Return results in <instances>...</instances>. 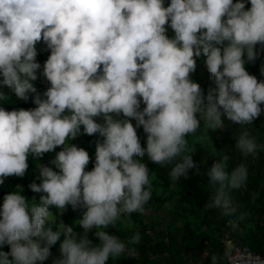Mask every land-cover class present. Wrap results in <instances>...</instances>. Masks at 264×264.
I'll use <instances>...</instances> for the list:
<instances>
[{"label": "clouds", "instance_id": "obj_1", "mask_svg": "<svg viewBox=\"0 0 264 264\" xmlns=\"http://www.w3.org/2000/svg\"><path fill=\"white\" fill-rule=\"evenodd\" d=\"M247 3L0 0V89L7 85L14 94L0 90V101L14 96L36 105L9 110L0 103V185L24 176L30 156L63 145L51 159L55 168L40 164L41 182L30 183L43 193L38 200L22 194V186L5 193L0 245L10 249H0V264H43L58 240L61 255L52 264L134 257L141 233L125 240L108 228L130 221L152 197L143 158L170 165L171 179L181 180L196 165L188 136L202 126L241 125L236 149L244 157L258 155L264 143L247 125L264 112V80L245 64L264 51V0ZM41 41L50 49L43 66L37 59ZM201 56L214 81L206 94L191 75ZM41 68L50 82L43 93L35 83ZM97 132L95 164L88 170L89 151L72 140ZM216 157L207 169L212 193L206 206L227 214L235 210L230 191L246 184L249 169L241 162L229 170L226 152ZM69 204L84 209L77 218L83 232L61 218L57 223L53 206L61 217ZM92 229L99 243L89 237ZM219 261L212 255L210 264Z\"/></svg>", "mask_w": 264, "mask_h": 264}, {"label": "trees", "instance_id": "obj_2", "mask_svg": "<svg viewBox=\"0 0 264 264\" xmlns=\"http://www.w3.org/2000/svg\"><path fill=\"white\" fill-rule=\"evenodd\" d=\"M171 0H165V4ZM251 6V0L246 7ZM168 35L173 36L174 31L169 27ZM37 47L40 49L37 59L43 62L50 55V49L41 41ZM257 49L260 50L259 43ZM260 52L256 59L264 57ZM246 57V53H245ZM255 59V60H256ZM264 64V60H261ZM260 62V63H261ZM247 70H251L252 61L246 62ZM39 77L35 81L41 93L50 86V82L38 70ZM205 91L209 86L214 85L210 78L204 57H197V68L191 74ZM264 80V75L260 77ZM5 93H11V89L4 85ZM4 107L30 108L35 107L34 101L17 99L9 96L6 100L0 101ZM145 105L141 104V107ZM264 107V102H262ZM101 119V118H97ZM227 120V118L225 117ZM135 124V118H132ZM83 127V126H82ZM242 126L226 121L222 128L215 130L205 129L203 126L195 134H189V144L195 148L191 153L196 165L188 170L189 174L179 181H173L169 176L170 165H161L148 159L147 154L143 158L150 169L152 180V197L145 205L144 211L133 212L127 223L120 221L115 226H109L108 231L115 232L122 239L132 235L135 231L141 233V241L135 247L137 254L133 256L122 255L119 258H109L106 264H210L211 256L220 257L219 264H230L225 256L224 239L228 236L233 246L246 247L253 255L264 258V148L258 149V155L244 157L236 149V135ZM251 133L257 137L258 143H264V112L254 119L253 125H247ZM138 135L141 143L146 146L147 133L143 126L138 127ZM100 138L99 133H82L75 137L72 142L85 147L92 159L86 168L90 170L95 164L96 141ZM63 145H57L59 151ZM228 153L230 155L229 170L235 165L245 162L249 169V176L246 184L240 188L230 191L234 205V211L225 214L221 209L208 208L206 203L211 196L212 188L208 183L207 169L217 158L216 153ZM41 157H29V167L26 172L33 169L35 163ZM22 176H9L4 185H0V205L6 192L17 190ZM41 182L40 180L36 181ZM34 191V190H33ZM39 196L43 193L36 192ZM170 209V210H169ZM84 209H73L69 204L66 210L59 217V210L53 206V212L65 223H71L78 232H83L81 225L77 224V218L82 216ZM157 214V215H154ZM149 215L150 221L146 222L145 217ZM232 219L228 223V219ZM77 224V225H76ZM95 229L88 232L94 243H99V238L94 235ZM63 239V235L60 238ZM0 249L8 251L10 245H0ZM51 256L43 264H52V261L60 253V241L51 246Z\"/></svg>", "mask_w": 264, "mask_h": 264}, {"label": "rangeland", "instance_id": "obj_3", "mask_svg": "<svg viewBox=\"0 0 264 264\" xmlns=\"http://www.w3.org/2000/svg\"><path fill=\"white\" fill-rule=\"evenodd\" d=\"M248 3H249V0H248ZM261 60H264V57H260V60L256 59L255 61H252V67H251V70L257 76L258 79H260V77L264 75V72H261V65L263 64ZM30 101H33V100L30 99ZM57 149L58 148L56 146L55 151H48L47 154L42 159L38 160L35 163L32 170L26 172L25 175L22 176L21 182L19 183L18 186H22V194L26 195L29 199H32L33 197H35L38 200L40 198V196L30 188V183L33 180H36V181L40 180V177H39V173H40L39 165L40 164H50V166L55 168V165H51V159L55 156ZM154 215H157V214H154ZM145 221L146 222L150 221L149 215L145 217Z\"/></svg>", "mask_w": 264, "mask_h": 264}, {"label": "built area", "instance_id": "obj_4", "mask_svg": "<svg viewBox=\"0 0 264 264\" xmlns=\"http://www.w3.org/2000/svg\"><path fill=\"white\" fill-rule=\"evenodd\" d=\"M232 219H228V223L231 222ZM225 246V256L227 257L230 264L239 260V259H254L258 258V256L253 255L246 247H238L233 246L228 236L224 239Z\"/></svg>", "mask_w": 264, "mask_h": 264}, {"label": "water", "instance_id": "obj_5", "mask_svg": "<svg viewBox=\"0 0 264 264\" xmlns=\"http://www.w3.org/2000/svg\"><path fill=\"white\" fill-rule=\"evenodd\" d=\"M232 264H264V258L239 259Z\"/></svg>", "mask_w": 264, "mask_h": 264}]
</instances>
